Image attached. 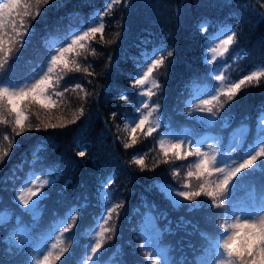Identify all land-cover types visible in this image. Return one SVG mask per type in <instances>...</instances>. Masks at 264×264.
Masks as SVG:
<instances>
[{"label": "trees", "instance_id": "trees-1", "mask_svg": "<svg viewBox=\"0 0 264 264\" xmlns=\"http://www.w3.org/2000/svg\"><path fill=\"white\" fill-rule=\"evenodd\" d=\"M108 2L49 0L46 5L36 6L34 0H22L30 5L28 11L35 19L29 16L24 20L29 31L17 38L22 44L12 46L4 83L19 85L42 67L46 72L51 54L65 42L70 43L72 33L81 34L92 24L99 26L101 22L105 29L103 34L97 33L86 41L78 56L70 55L80 71L61 72L54 77L58 83L48 94L56 101L55 106L45 110L37 103L31 107L28 103L22 105L28 118L24 132L16 135L14 114L0 112L4 121L0 123V154L9 153L0 163V218L6 220V224L0 225V264H28L35 257L34 249L47 238L50 227H59L60 218L69 208L80 211L74 213L77 214L75 222L68 221L74 228L64 234L74 241L71 254H65L68 257L65 264L69 261L81 264L85 252L90 254L88 245L103 223L101 217L107 216V208L117 203L123 207L117 210L119 218L113 212L106 225L115 232L108 234L112 239L106 240L100 250L99 264H150L146 259L147 250L141 247L147 218L162 230L158 240L174 264H196V253L201 252H196L197 248L202 249V244L208 243L201 233L211 237L220 233L216 231L224 217L220 200L215 208L203 200L205 206L193 212L186 211V201L180 209H174L170 202L169 207L165 205L162 186L195 190L200 182L215 184L216 175L209 182L205 178L203 181L187 178L188 171L194 172L196 158L185 161L169 157V162L164 163L159 144L162 139L165 143L168 139L175 140L165 135L169 130L198 139L208 133L202 132L212 131L216 151L222 155L242 124L248 129L247 132L242 129L244 143L239 145L240 156L255 141L256 119L264 107V78L258 86H244L241 94L227 102L234 116L219 113L212 118L210 127L198 126L205 123L200 119L191 123L186 104H191L197 91L218 84L214 77V64L218 60L206 63L204 59L211 37L218 32L235 33L234 43L221 57L225 83L241 79L252 71L264 70V0H127V3L121 0L106 10ZM18 11L23 13L25 9ZM13 15L19 27L20 18ZM201 25H205L203 31ZM5 37H15L10 26L5 30ZM154 49H163L165 55L167 51L173 53L165 67L155 73L160 89H154L157 94L150 102V106L159 104L158 113L150 120L155 125L159 115L161 126L149 136L144 134L147 127L138 129L134 134L136 144L126 149L124 144L133 135V121L140 115L136 107L145 98L133 84L140 71L147 67L145 55L150 57ZM22 66L28 70H22ZM77 84L88 95L77 89ZM57 92L63 95L57 96ZM122 95L126 99H121ZM81 111L83 114L75 123H67ZM141 111L146 114L148 109ZM45 123L65 126L45 129ZM29 124L31 128L27 127ZM80 150L86 152L83 158L76 155ZM134 157L144 158L143 171L132 163ZM33 175L52 181L42 189L50 195L41 201L43 207L35 218L24 213L23 206L13 199ZM242 175L243 178H234L231 185L229 203L233 208L241 207L240 204L258 205L264 189L258 177ZM109 178L111 183L104 184L109 197L104 198L101 185ZM188 180L194 186L184 189L183 184ZM21 230L30 239L28 246L13 242L15 231ZM51 243H55L54 236L48 248Z\"/></svg>", "mask_w": 264, "mask_h": 264}, {"label": "snow or ice", "instance_id": "snow-or-ice-1", "mask_svg": "<svg viewBox=\"0 0 264 264\" xmlns=\"http://www.w3.org/2000/svg\"><path fill=\"white\" fill-rule=\"evenodd\" d=\"M127 3V0H124ZM36 6L46 5L49 0H34ZM121 3V0H110L106 4V10H111L114 4ZM24 8L25 11L20 13L18 10ZM30 8L29 4L22 3V0H6L4 3H0V112L7 111L9 114H14L15 121L13 132L16 135H20L25 131V122L27 121V116L24 113L22 107L25 103H37L43 109L47 110L56 105L49 95V89L56 86L58 81L54 77L61 72H72L80 71V68L76 66L74 59H70L71 56H78L80 51L85 48V42L93 39L97 33L103 34L105 29V24L103 22L99 23V26H89L87 31H83L81 34H76L71 39L70 43L65 42L53 52L50 56V60L47 61V71L44 72L34 83L30 86L19 87L17 85L3 82V76L8 71V61L10 54L13 51V45L22 40L17 38H22L28 31V26L24 23L25 18L32 16L28 11ZM20 18L19 27H17V21L14 14ZM39 15V12L36 13ZM101 15V20L103 19V13ZM11 27L12 31L15 33V37L12 39H6L5 30L7 27ZM205 25H201V31L204 30ZM103 39V35H101ZM235 33L228 35L226 39H220L219 44L215 47H211L210 51L212 56L209 58L207 52L205 53L204 59L206 63H213L217 60V57H223L225 53L229 51V46L234 43ZM207 43V41H206ZM173 53L167 51V55L164 54V50L159 51L153 50V54L149 57L145 55L144 59L147 63L146 69H142L137 75L134 81L133 87L140 89L139 95L141 97H147V100H140L136 107V111L140 113L139 117L133 121L134 126L131 127L130 142L125 143L124 147L130 148L136 144V136L134 135L138 129H144L147 127L145 136L151 135L157 130L158 126H161L160 116L157 115V123L154 125L150 120V117L154 113H158L159 104L150 106L151 98L157 94L160 89V84L157 82L155 73L165 67V63L168 57H171ZM85 72L88 70L85 68ZM93 73L88 72V75ZM264 78V70L252 71L251 74L244 75L243 78L233 81L231 83H225L224 75H216L215 80L219 82L217 85H209L207 95L210 98H200L199 104L192 100L191 104H186V107L190 109L188 114V119H199L195 116V113H207L209 119L208 123L213 122L212 118H215L220 108L224 107V104L228 101H232L238 94H241L242 88L246 85L258 86L260 80ZM85 95L87 92L77 84L75 86ZM157 90V91H154ZM57 96H62L63 93L57 92ZM221 97L224 100H221ZM121 99H126L125 96H121ZM199 98V97H198ZM219 105V107H215ZM148 109L145 114L141 109ZM81 111L77 115H74L71 121L67 123H75L79 115H82ZM115 115V114H113ZM3 117L0 116V123H3ZM203 122V121H201ZM65 124H53L45 123L44 128H57L64 127ZM27 127L31 128L29 124ZM163 127H170L169 125H163ZM242 129L247 132L248 126L242 124ZM39 130V128H37ZM187 131V130H186ZM255 141L248 145V151L240 156L239 145L244 143V138L241 137L239 142L235 144L233 151L240 156L241 162L237 163L235 160L232 162V166L220 167L218 166L217 156L215 154H210L201 150L203 141L198 138H194L191 135H177L175 132L169 130L165 133L166 136L175 139V142H168L162 139L159 144L160 151L164 157L163 162H169L170 153L175 157L176 160L187 161L189 157H195L196 161L194 163L195 171H188L187 178L195 177L198 181H203L204 178L212 176L215 174H222V179H218L215 184L200 182L195 190H175L172 187L164 185L161 187V193L169 200L174 209H179L184 207L183 202H188L186 211L193 212L200 210L204 207V201L200 198H206L211 202L209 207H216V202L220 200L223 204L222 215L225 219H232V223H221L219 228L224 230L222 236V243L216 244L213 242L212 237L208 233H201V236L208 241L211 248L222 249V253H217L218 256L223 258L218 259L214 264H264V189H262L261 195L259 197V215L257 214V204L253 203L251 206L233 208L230 203V193L231 185L234 178L240 176L243 178L244 173L251 170L255 172L256 170L264 171V107H262L256 119L255 127ZM8 139V137H5ZM187 145V147H185ZM9 153L7 151L0 154V163L4 161ZM80 158L86 155L85 150H80L76 153ZM132 163L137 165L141 171L145 168V162L143 157H134ZM174 175L176 173H173ZM52 181L48 179H41L38 175H33L32 178L25 181L21 186V189L17 191L14 196V201H17L19 205H23V212L30 213L34 218L36 217L39 210L42 209L41 201L47 199L50 193L42 191L46 186L51 185ZM111 178L104 181L101 185V193L104 198L109 197V193L104 190V184H110ZM31 185V187L29 186ZM184 189H190L189 183L185 182L183 184ZM35 198V199H34ZM180 198V199H177ZM122 204H114L107 208V216H102L101 219L103 223L99 225V231L95 233L93 237V242H91L88 247L90 249V254L85 252L86 260H82L81 264H99L98 256L100 250L103 248L106 240H111L112 236L109 233L115 232L113 227H108L109 220L111 219L112 213H117V219L120 213L118 209H122ZM79 208H69L63 217L60 219L59 227H50L47 232V238L42 239L41 244L35 251L34 264H56L60 261L61 264H65L68 261V257L65 255L70 253V248L74 244V241L66 237L65 233H70L74 228L73 223H68L69 220L75 222L77 220V214L79 213ZM245 213H248L245 215ZM155 220V217L152 218ZM182 219V218H181ZM6 224V220L0 218V225ZM159 231L158 224L152 229L155 234ZM59 233L57 235L56 233ZM19 242L25 246L30 244V239L24 230L16 233ZM55 237V243H51V247L48 248V243L51 241L52 237ZM151 239V238H150ZM142 248L146 249V259L150 261V264H174V261L169 260V256L163 252L157 246L148 248V241L141 245ZM42 256V259L40 257ZM64 258L63 260L61 258ZM28 264H33L32 260H29ZM68 264H71L69 261Z\"/></svg>", "mask_w": 264, "mask_h": 264}, {"label": "rangeland", "instance_id": "rangeland-1", "mask_svg": "<svg viewBox=\"0 0 264 264\" xmlns=\"http://www.w3.org/2000/svg\"><path fill=\"white\" fill-rule=\"evenodd\" d=\"M74 35H75V34H72V35H71V38H73ZM228 35H229V32H219V33H217V34L212 38L211 43L209 44V46H210V47H209V54H208L209 58L212 56V53H211V51H210V48H211V47H215L217 44H219L220 39H226ZM217 58H218V57H217ZM217 60H218V62H215V64H214V65L216 66V67H215V68H216V72H215V74H214L215 76H216V75H222L221 71H223V66H222L221 64L224 63V61L222 60L221 57H219ZM217 60H216V61H217ZM21 69H22V70H25V71L28 70V68H27L26 66H22ZM38 78H39V77L31 78V79H30L25 85H23L22 87L30 86V84H31V83H34L35 80L38 79ZM207 91H208V90H204V91H201V92H199V93L196 94V96H195V103H196V104H199V102H200V98H205V99L210 98V96H208V95L206 94ZM198 97H199V98H198ZM142 99L145 100L146 97H145V98H142ZM221 100L223 101L224 98L221 97ZM33 104H36V103H33ZM232 104H233V102H232ZM232 104H231V105H232ZM31 105H32V103H28V106L31 107ZM215 107H219V105H215L214 108H215ZM224 112H225V113H228V115H229V114H232V115L234 116L232 109H230V106H229L227 103H225V104H224V107H223V108H220V110H219V113H224ZM219 113H218V114H219ZM195 116H196V117H199L200 120H203V121L206 122V123H201V124H199L198 126H206V127H210V126H212V123H211V124L208 123V119H209V117H208L207 113H199V112H197V113H195ZM189 120L191 121V123H194V121H195L196 119H189ZM237 135H238L237 137H234V138L232 139V149L234 148L235 144L239 142V140H240V138H241V133H240V132H238ZM168 138H170V137H168ZM172 141H173L172 139H168V142H172ZM201 150L204 151V152H208V153H210V154H215V155L217 156L218 166H220V167H229V168H230V167L232 166V162H233V160H235L234 155H233L232 153H230V152H227V153H225V154H222V156L219 157V156L217 155L215 149H214V145L208 143V141H204V142H203V144H202V146H201ZM169 157H170V158H173L174 156H172L171 153H170V156H169ZM235 161H236V160H235ZM240 162H241V161H240ZM237 163H239V162H237ZM194 171H195V169H194ZM244 174H251V175H254V176L258 177V179H259V184H260V185H261V184H264V171H261V170H256L255 172H252V171L250 172V171H248V172H246V173H244ZM214 175H216V176H215V178H216V182L218 181V179H222V174H215V173H214L212 176H210V177H206L205 180H206L207 182L213 180V179H214ZM30 178H32V176H29V179H30ZM186 182L189 183L190 187L194 186V183H193L191 180H188V181H186ZM29 186L31 187V185H29ZM20 189H21V187L19 188V190H20ZM232 192H233V191L231 190L230 195L232 194ZM34 199H35V198H34ZM162 199L164 200L165 205L169 207V206H170V205H169V201H167V200L164 199L163 197H162ZM177 199H180V198H177ZM202 200H204V201L206 202L207 206L210 205V201H208L206 198H203V197H202ZM22 206H23V205H22ZM180 208H182V207H180ZM180 208H179V209H180ZM247 214H248V213H245V215H247ZM257 214H258V215L260 214V213H259V209H257ZM148 219H151V218H147V219H146L147 225H146V227H145L144 230H143L144 244H145L146 241H148V248H152L153 245H154V243H155V241L157 242V239H156V233L154 234V233L152 232V229L154 228L155 224H152L151 220H148ZM232 222H234L232 219H230V218H229V219H225V218L223 217V218L220 219L219 224H221V223H232ZM216 231H220V232H222L221 234L224 233V230H223L222 228H219V227L216 228ZM17 232H19V231H16V232L14 233L13 242H14L15 244L22 245V244L19 242L18 238H17V235H16ZM161 232H162V230L159 229L158 233H159L160 235H161ZM219 236H220V235H219ZM219 236H218V237H219ZM150 238H151V239H150ZM213 242L216 243V244L222 243V238H218V239H216V240H213ZM48 244H49V243H48ZM157 244H160V243L157 242ZM159 246H160L159 248L162 249L163 252L166 254L165 247H164L162 244H160ZM191 246H193V245H191ZM202 246H203L202 249L197 248V250H196V252H197V251H200V250L202 251L201 253L197 254L196 257H195V263H196V264H214V262H216L218 259L223 258L222 256H218V255H217L218 252H219V253H222V249L211 248L209 244H208V245H206V244H202ZM41 258H42V256L40 257V259H41ZM84 260H86V258H85ZM192 260H193V259H192ZM33 264H34V259H33Z\"/></svg>", "mask_w": 264, "mask_h": 264}]
</instances>
